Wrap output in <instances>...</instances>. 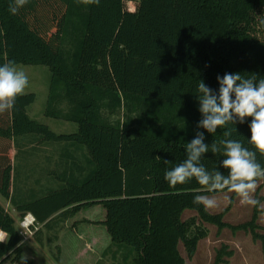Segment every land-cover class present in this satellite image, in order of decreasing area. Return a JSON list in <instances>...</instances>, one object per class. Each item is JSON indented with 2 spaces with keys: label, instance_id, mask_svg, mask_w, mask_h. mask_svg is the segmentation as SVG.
Masks as SVG:
<instances>
[{
  "label": "trees",
  "instance_id": "obj_1",
  "mask_svg": "<svg viewBox=\"0 0 264 264\" xmlns=\"http://www.w3.org/2000/svg\"><path fill=\"white\" fill-rule=\"evenodd\" d=\"M10 2L0 0V65L47 66L45 115L78 124L76 132L58 134L32 119L35 93L18 96L14 108L0 114V141L9 145H0V194L21 216L32 214L37 225L55 230L81 210L102 205L105 219L93 224L104 225L111 245L123 253L130 246L133 264H186L180 243L191 259L207 235L197 217L219 230L249 231L264 245L258 207L250 221L232 225L225 211L214 214L193 203L197 194L218 192L195 179L174 188L165 180V172L186 159L185 144L197 131L209 146L230 138L254 150L251 118L228 125L236 128L228 138L227 128L212 134L197 128V95L200 80L218 93L217 76L225 73L264 78V0H100L98 6L30 0L16 15ZM24 135L85 150L86 164L68 154L74 151L64 152L59 185L17 202L10 150L12 138ZM222 159L209 150L201 163L213 171ZM257 162L264 166V156L257 153ZM188 209L197 217L184 221ZM2 231L0 264H34L23 255L14 217L0 204ZM231 254L223 245L215 264Z\"/></svg>",
  "mask_w": 264,
  "mask_h": 264
},
{
  "label": "rangeland",
  "instance_id": "obj_2",
  "mask_svg": "<svg viewBox=\"0 0 264 264\" xmlns=\"http://www.w3.org/2000/svg\"><path fill=\"white\" fill-rule=\"evenodd\" d=\"M17 67L24 70L28 76L29 83L24 93L36 94L35 102L28 108L29 116L47 125L55 133L68 134L76 132L78 124L75 122L45 115L51 82L49 68L45 65L23 64L17 65ZM74 148L66 143L40 141L30 135L18 137L15 151L10 154L13 158L15 201H30L34 198L30 196V187L34 185L33 181L37 178L43 180L41 181L45 185L43 189L48 188L47 185L50 184L53 186L59 184L57 175L62 170V163L61 166L58 163L64 152L68 153L69 150L76 152L81 164H86L85 150L76 151L73 150ZM47 192L44 191L39 197ZM205 195L214 197L217 200V207L209 211L214 214L225 211L224 220L229 224L246 223L253 217L255 207L242 204L235 193L224 190ZM254 198L260 199L264 203V180L258 181ZM0 204L14 217L23 237V255L25 258L33 260L34 264H97V259L100 257L98 264H133L132 256L128 254L132 250L130 246L122 245L126 246V251L123 253L122 249L112 245L110 251L102 255L100 253L101 249H96L93 245L86 244L88 251L85 250L84 245H81V242L83 244L87 242L84 239L81 240L80 236L86 238L92 231H96L100 236L102 234L109 236L104 225L100 223L93 224L102 221L105 217L106 211L102 205H94L81 210L69 219L67 222L68 227H66V222L63 224L62 230L59 229L61 223L54 228L55 230L41 229V226L37 225L38 229L30 235L21 225L27 215L21 216L14 205L3 198L1 194ZM193 217H197L196 211L193 210H185L182 214L184 221ZM197 222L206 230L207 235L200 240L197 253L191 259L188 258L184 245L180 243L179 249L186 259V264H215L217 253L223 245H226L232 254L225 256L224 262L221 264H264V245L261 240L255 241L251 232L245 230L233 231L230 228L219 230L216 225L203 222L198 217ZM257 224L264 228V213L261 214ZM61 231L64 232L63 235ZM258 232L264 234V229H258ZM55 234H58L59 238L62 235L60 241L59 239L54 240L53 236ZM51 239L53 240L51 241ZM57 246L60 247V251ZM113 252L116 253L113 255ZM11 260L8 259L2 264H17Z\"/></svg>",
  "mask_w": 264,
  "mask_h": 264
},
{
  "label": "clouds",
  "instance_id": "obj_3",
  "mask_svg": "<svg viewBox=\"0 0 264 264\" xmlns=\"http://www.w3.org/2000/svg\"><path fill=\"white\" fill-rule=\"evenodd\" d=\"M29 2L11 0L8 10L16 15ZM78 2L97 6L100 4V0ZM217 81L218 93L200 80L197 98L202 119L197 128L211 134L218 128H227L223 136L228 138L236 131L235 127L228 128V125L244 123L247 118H251V137L248 143L254 150L230 138L222 139L219 143L213 142L209 146L205 143L204 132L197 131L195 138L185 144L186 159L166 171L165 180L174 188L195 179L208 192L227 190L235 193L242 204L264 209V203L254 198L258 181L264 180V166L257 162V153L264 156V78L258 79L255 74L245 77L240 73H225L222 77L217 76ZM28 83L26 72L18 69L15 61L0 65V114L14 108L16 98L24 94ZM209 150L223 157L218 168L213 171L207 170L201 163ZM219 168L225 169L227 174ZM193 203L203 205L206 211L217 207V200L207 195H195Z\"/></svg>",
  "mask_w": 264,
  "mask_h": 264
},
{
  "label": "crops",
  "instance_id": "obj_4",
  "mask_svg": "<svg viewBox=\"0 0 264 264\" xmlns=\"http://www.w3.org/2000/svg\"><path fill=\"white\" fill-rule=\"evenodd\" d=\"M17 140H18V138H15V139H13L12 138V148H11V150H10V154L12 153V152H14L15 151V146H16V143H17ZM3 142L5 143V140L4 141H0V145L1 146H4L6 149H8V140H7V142L5 143V144H3ZM77 151V150H76ZM70 156H74V157H78V155H77V153L76 152H72V153H68ZM62 157H65L66 158V154L64 155V156H62ZM12 161H13V158H12ZM58 165H59V163H58ZM60 166V165H59ZM41 181H43L41 178H37L36 180H34L33 181V186L32 187H30V196H33V197H39L44 191H47L48 190V188H52V187H57L59 184H57L56 186H53L52 184H50V185H47V186H49L48 188H46V189H43V187L45 186L44 184H42L41 183ZM59 183V182H58ZM260 200V199H259ZM264 202V201H263ZM260 210V213H259V215H258V219L260 218V216H261V214H263L264 213V209L262 210V209H259ZM104 219H105V217H104ZM103 219V220H104ZM90 220V219H89ZM102 220V221H103ZM69 221V220H68ZM68 221H66V227H68L67 226V222ZM258 221V220H257ZM41 229H45V228H43V226H41ZM108 232V231H107ZM61 234L63 235L64 234V232H62L61 231ZM61 235V236H62ZM61 236H60V238H59V241H60V239H61ZM6 237V236H5ZM80 238H82L81 240H85V242H87V243H85V244H83L82 242H81V245L83 246L84 245V247H85V250L86 251H88L89 249L86 247V244H89V245H93L96 249H101V254L102 255H105L106 254V252L107 251H110V248H111V237H110V235L109 236H105V235H99V234H97V232L96 231H92V232H90L89 233V236L87 237L86 236V238H84V237H82V236H80ZM259 240V239H258ZM255 241H257V240H255ZM80 243V242H79ZM59 244V243H58ZM59 246L60 247H62V245L61 244H59ZM88 249V250H87ZM113 255L115 254V252H113L112 253ZM99 259H101V257L99 258ZM99 259H97V264H98V261H99Z\"/></svg>",
  "mask_w": 264,
  "mask_h": 264
},
{
  "label": "built area",
  "instance_id": "obj_5",
  "mask_svg": "<svg viewBox=\"0 0 264 264\" xmlns=\"http://www.w3.org/2000/svg\"><path fill=\"white\" fill-rule=\"evenodd\" d=\"M21 225L27 230V232L30 233V235H32L33 232H35L36 229H38L36 219L32 214H27Z\"/></svg>",
  "mask_w": 264,
  "mask_h": 264
},
{
  "label": "bare ground",
  "instance_id": "obj_6",
  "mask_svg": "<svg viewBox=\"0 0 264 264\" xmlns=\"http://www.w3.org/2000/svg\"><path fill=\"white\" fill-rule=\"evenodd\" d=\"M5 236H6V233L2 231V232L0 233V240H1V241L5 240V238H6Z\"/></svg>",
  "mask_w": 264,
  "mask_h": 264
}]
</instances>
